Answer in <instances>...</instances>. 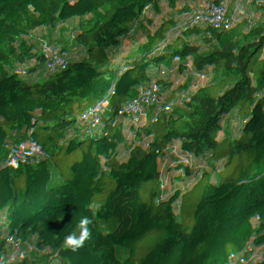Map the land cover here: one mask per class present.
Here are the masks:
<instances>
[{"label": "trees", "instance_id": "1", "mask_svg": "<svg viewBox=\"0 0 264 264\" xmlns=\"http://www.w3.org/2000/svg\"><path fill=\"white\" fill-rule=\"evenodd\" d=\"M88 2L98 0H76L73 10ZM141 25L148 24L138 16L122 18L116 30L86 40L37 79L25 82L8 96L9 104L0 102V158L9 163L6 167V161L1 162L0 167L29 178L26 154L37 150L32 175L38 180L26 199L8 202L0 176V264L36 261L42 242L69 223L70 232H78L84 217L94 227L115 205V197L130 196L137 188L138 198L146 199L151 192L153 201L165 203L168 210L157 214L150 206L146 214L135 217L129 229L137 221H149L151 214L158 216L148 223L145 238L99 257L97 264H177L179 260L192 264L197 255L199 264H264V188L244 200L264 180V167L243 174L244 168L230 161L234 153L208 161L204 152L189 161H148L120 183L135 156V151L126 150L108 166L98 185L79 190L83 173L94 168L92 160L98 161L106 149H101L105 137L117 135L110 108L118 90L152 88L169 68L186 72L201 97L227 85L249 84L232 71L219 70V57L201 43L173 36L146 37L134 32ZM46 37L45 30L34 24L15 32L11 41L1 40L0 95L5 94L12 69L40 59ZM238 105L245 107L234 118L239 129L256 133L246 156L254 157L264 142V114L256 115L248 103ZM134 125L135 121L133 135ZM13 163L20 166L14 168ZM119 210L127 217L125 210ZM257 218L261 221L242 228L244 222ZM226 220L234 225L229 228ZM243 242L256 246L244 247ZM62 264L83 262L67 251Z\"/></svg>", "mask_w": 264, "mask_h": 264}, {"label": "built area", "instance_id": "2", "mask_svg": "<svg viewBox=\"0 0 264 264\" xmlns=\"http://www.w3.org/2000/svg\"><path fill=\"white\" fill-rule=\"evenodd\" d=\"M75 1L0 0V42L2 39L12 40V26L19 21L29 27L36 24L47 34L40 59L33 65H22L20 69L15 68L8 73L7 89L5 94L0 95L1 103L9 104L8 99L13 93L23 88L25 82L35 80L30 72L41 75L66 52L75 50L86 40L98 38L104 32L116 30L121 26L122 18L138 16L148 25L136 27L134 32L151 38L173 36L183 42L201 43L219 57V70L232 71L249 84L236 87L227 85L208 97H201L187 82L186 72L169 68L158 81L153 82L152 88L118 90L116 101L110 108L114 131L142 141L140 153L135 154L129 162L119 182L123 183L135 167L145 162L169 158L189 161L203 152H206V161L228 152L234 153L230 161L240 164L244 168L243 174L256 167H264V142L254 157H246L251 152L253 138L247 142L241 141L236 137L237 126L234 122L224 120L214 124L207 118L209 109L220 115L217 104L224 101L248 103L253 106L256 115L264 114V0H98L96 3H84L74 11ZM26 69L30 72L22 71ZM136 102L138 106L134 107ZM180 104L198 113L197 117L193 114L174 117L175 121H184L187 128L149 133L136 131L132 134L133 122L148 115L152 106L167 109ZM190 128L195 130L193 139ZM211 135H216L219 141H209L206 136ZM111 140L112 135L105 137L101 149L107 147ZM96 163L95 159L91 164ZM157 167L154 166L152 170ZM1 180L8 202L26 199L34 186L8 170L1 173ZM138 194L139 188L135 189L133 197H115V205L98 218L96 225L90 228L91 238L76 251L63 247L64 237L70 233V223L67 224L38 246V260L35 262L62 264L67 251L72 256L82 258L87 249L92 257L88 264H97L99 257L115 253L122 245H130L138 238H145L148 223L158 216L142 222L144 224L140 229H129L124 214L119 210L133 206ZM146 196L147 203L140 204L142 209L136 207L129 220L134 221L137 216L147 213L153 194L147 192ZM251 196L250 192L244 200ZM155 205L157 214L168 210L163 202H156ZM225 224L231 228L234 221L226 220Z\"/></svg>", "mask_w": 264, "mask_h": 264}, {"label": "crops", "instance_id": "3", "mask_svg": "<svg viewBox=\"0 0 264 264\" xmlns=\"http://www.w3.org/2000/svg\"><path fill=\"white\" fill-rule=\"evenodd\" d=\"M60 10H63V7H60ZM29 26H26L23 22H17L12 26V32L13 34L15 32H17L18 30L21 29H27ZM1 37V35H0ZM26 67V65H25ZM247 69V65L245 67ZM26 71L30 72L29 70L26 69ZM246 71V70H245ZM30 76L31 77H35L34 79H37L39 76L37 74H35V72H30ZM187 82L190 83L194 89V91H196V84L194 83L193 80L187 79ZM138 103H134V107H137ZM181 106H177V105H172L170 108L172 109H178ZM153 108V110H152ZM149 108V114L146 116H142L140 119L136 120V125L133 126V128H136V131H140V132H145V133H149L152 131H164L167 129H171V128H177L179 130H182L184 128H187V125L185 124L184 121H175L174 117L176 116H180L183 115L185 113H187L190 110L184 109L183 111H179L178 113H174V117L172 119V121H170L169 123H164L161 124L160 122L163 120V115H164V110H161L157 107H153ZM163 108V107H161ZM217 108L220 111V115H216L215 110L213 109H209L208 110V114H207V118L210 122H213L214 124L216 123H222L224 120H230L231 122H234L237 126V135L236 137L244 142H247L249 139L254 138L256 133H250L247 134V130L246 129H239L238 124L235 122L234 118H238V116L245 111V107L243 105H238V103H230L228 101H224V103H220L217 104ZM181 109V108H180ZM166 110V109H165ZM195 110H191L190 114H193L195 117L198 116L197 112H194ZM197 114V115H196ZM134 123V122H133ZM248 123V120L245 121L244 125L246 126V124ZM181 124V125H179ZM189 133H190V137L191 139H193L194 137V133L195 130L193 129H189ZM246 136V137H245ZM206 138L209 141H219L218 137L216 135H211V136H206ZM140 142H142L141 140H139V138L137 137H128V136H121L119 134H117L115 137H112V140L110 142V144L106 147V149L103 152V155L98 159L97 163L95 164L93 169H87L85 170V172L83 173V178H80V186H79V190L82 191V189L84 190V192H86V190L88 188L93 189L96 185H98L100 177L105 174L108 170V166L110 164H113L116 162V160L120 157L121 154H123V152H125L126 150H134V148L136 147V150L139 148ZM139 144V145H138ZM136 153V151H135ZM206 153V152H204ZM27 155V154H26ZM6 161L7 164V158L6 157H2L0 158V163ZM14 168H16L17 166L12 165ZM38 180H31L29 182H31L32 184H37ZM264 188V183H262L261 185H256L255 186V190H250V192L252 193V195L256 196L257 194L254 193V191L260 192L262 191ZM256 194V195H255ZM120 197H133L134 194L132 192V194L130 196H127L126 194H121L118 195ZM139 197V194H138ZM134 198V205L133 206H127L126 208L124 207L123 210H125L127 217L128 216H133L134 210L137 207V204L140 205L141 203H147L148 199L146 198ZM151 202V207L152 209L156 210L155 207V201H150ZM252 243L249 244V247H251ZM255 245V244H253ZM256 246V245H255ZM91 255L89 250L85 249V251L83 252L82 255V262L83 264H88L90 262L91 259ZM38 260V259H37ZM35 262V261H33ZM32 262V263H33ZM180 264L181 262H183V260H179L178 261ZM30 263V264H32ZM40 262H35L34 264H39Z\"/></svg>", "mask_w": 264, "mask_h": 264}, {"label": "rangeland", "instance_id": "4", "mask_svg": "<svg viewBox=\"0 0 264 264\" xmlns=\"http://www.w3.org/2000/svg\"><path fill=\"white\" fill-rule=\"evenodd\" d=\"M180 108H178V109H176L178 112L179 111H181V110H184V109H186V107H184L183 105H181L180 104ZM160 109V108H159ZM172 108H167L166 110H164L165 112H164V115L162 116L163 117V120L160 122L161 124H164V123H169L170 121H172V119H173V117H174V113L172 112ZM190 111H188L187 113H185V114H183L184 115V117H187L188 115H190ZM179 125H181V124H179ZM139 145V144H138ZM137 147V146H136ZM136 147L134 148V150L136 151V153L135 154H139L140 153V148H138L137 150H136ZM36 154H37V150H34V151H31L29 154H27V157L29 158L28 159V162H27V166L30 168V172L33 174V170H34V165H36V159H35V156H36ZM8 161V160H7ZM8 163V162H7ZM2 164H4V163H2ZM6 167H8L9 166V163L8 164H4ZM14 165H16L17 167L18 166H20V164L18 165V163H14ZM4 170H9V169H7V168H5L4 166L3 167H0V176H1V173L4 171ZM30 175L29 176V178L28 177H24L23 175H21L22 177H24V179L25 180H27V181H33L35 178V176L34 175ZM262 183H264V180H262L259 184H257V186L258 185H261ZM137 207L139 208V209H142L143 208V206H140V205H138L137 204ZM123 214V213H122ZM152 215L153 214H151V217H152ZM123 217H124V221L126 222V226L127 227H129V226H131L130 224L133 222V221H131V223H130V220L128 219V217H125L124 215H123ZM259 221H261V219H259V218H257L256 219V221H249V222H244L243 223V227L242 228H244V229H247L248 228V226H250L251 224H253V223H255V222H259ZM137 222H139L140 223V225H138V226H135L134 228L135 229H140L142 226H143V224L144 223H142L141 221H137ZM244 247H249V244H247L246 242H243V244H242ZM251 247L252 248H255V245H251ZM191 261H192V264H199V255H197V256H195V257H193V258H191ZM179 262H177V264H178ZM180 264H186V260H183V262H181Z\"/></svg>", "mask_w": 264, "mask_h": 264}, {"label": "clouds", "instance_id": "5", "mask_svg": "<svg viewBox=\"0 0 264 264\" xmlns=\"http://www.w3.org/2000/svg\"><path fill=\"white\" fill-rule=\"evenodd\" d=\"M91 223L92 221L89 218H82L77 225L78 232L72 231L64 237L63 247L70 248L72 251L82 247L91 238L92 233L89 227Z\"/></svg>", "mask_w": 264, "mask_h": 264}]
</instances>
